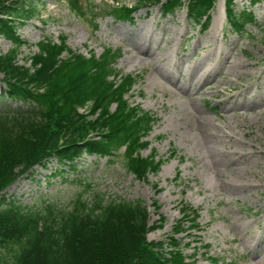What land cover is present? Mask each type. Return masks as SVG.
I'll list each match as a JSON object with an SVG mask.
<instances>
[{
    "label": "rangeland",
    "instance_id": "obj_1",
    "mask_svg": "<svg viewBox=\"0 0 264 264\" xmlns=\"http://www.w3.org/2000/svg\"><path fill=\"white\" fill-rule=\"evenodd\" d=\"M31 1L37 9L19 26L28 42L19 63L28 66L44 38L58 42L66 36L85 55L120 48L117 70L139 77L128 96L131 104L158 118L142 155L155 152L165 163L158 174L140 180L127 169L124 148L114 160L83 156L74 168L51 159L10 185L2 207L16 202L70 210L77 198L92 205L97 196L107 203L140 202L150 226L164 222L147 234L148 242L168 243L174 236L198 264H264V0H236L238 12L256 19L241 34L227 22L226 0L217 1L206 32L190 20L187 8L165 16L159 6L145 7L128 21L106 11L138 0H79L81 13L70 0ZM12 47L0 37V54ZM18 106L0 74V113ZM219 161L227 166L217 170ZM187 205L198 212L199 229H189L186 221L187 231L176 234ZM14 249L0 248V264H14Z\"/></svg>",
    "mask_w": 264,
    "mask_h": 264
},
{
    "label": "trees",
    "instance_id": "obj_2",
    "mask_svg": "<svg viewBox=\"0 0 264 264\" xmlns=\"http://www.w3.org/2000/svg\"><path fill=\"white\" fill-rule=\"evenodd\" d=\"M217 1L138 0L135 6L106 12L132 21L145 7L159 6L165 16L187 8L190 20L204 32ZM78 3L70 0L80 12ZM225 8L227 22L238 34L256 23L254 13L236 10V0H226ZM36 9L31 0H0V37L13 43L0 54V74L6 95L20 104L0 113V248L17 247L14 264H198L174 236L168 243L148 242L147 234L163 228L164 222L150 226L148 209L140 202L107 203L97 196L92 205L77 198L70 210L55 205L39 210L16 202L2 207L7 202L2 194L10 185L51 159L74 168L83 156L114 160L124 148L126 167L140 180L158 174L165 163L155 152L142 155L158 119L131 104L128 96L139 77L117 70L121 49L104 47L99 56L93 50L86 56L74 51L66 36L59 42L44 38L37 44L39 51L27 59L29 65L19 63L21 49L28 45L19 26ZM176 154L172 151L171 157ZM181 212L176 234L187 231L186 221L189 229H199L196 210L187 205Z\"/></svg>",
    "mask_w": 264,
    "mask_h": 264
},
{
    "label": "bare ground",
    "instance_id": "obj_3",
    "mask_svg": "<svg viewBox=\"0 0 264 264\" xmlns=\"http://www.w3.org/2000/svg\"><path fill=\"white\" fill-rule=\"evenodd\" d=\"M204 79V78H203ZM203 79H201L200 81H202L203 82ZM201 82V83H202ZM200 83V84H201ZM199 91H200V89H199ZM226 101V100H225ZM198 119V118H197ZM200 121H201V124L203 125V127H204V130H205V132H206V134L207 135H211V137H213V135H212V133L209 131V129H207V120L206 119H202L201 120V118L199 119ZM215 128H217V126L215 127ZM222 128V127H221ZM220 131V130H219ZM218 132V131H217ZM216 132V133H217ZM227 135V134H226ZM230 138V137H229ZM211 139V138H210ZM215 145V144H214ZM218 152V151H217ZM223 166H227V162L226 161H219L218 162V164H217V167H216V169L217 170H221V168L223 167ZM236 171L234 170V169H231V173H235Z\"/></svg>",
    "mask_w": 264,
    "mask_h": 264
}]
</instances>
